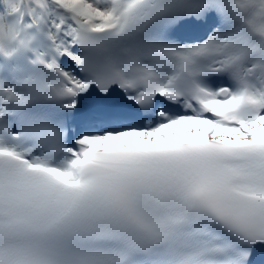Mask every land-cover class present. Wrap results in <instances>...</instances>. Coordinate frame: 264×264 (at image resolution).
Segmentation results:
<instances>
[{
  "label": "snow or ice",
  "instance_id": "6c2138e0",
  "mask_svg": "<svg viewBox=\"0 0 264 264\" xmlns=\"http://www.w3.org/2000/svg\"><path fill=\"white\" fill-rule=\"evenodd\" d=\"M0 264H264V0H0Z\"/></svg>",
  "mask_w": 264,
  "mask_h": 264
}]
</instances>
